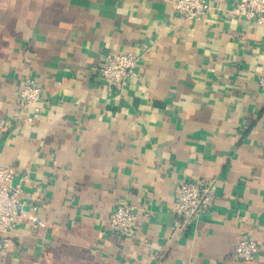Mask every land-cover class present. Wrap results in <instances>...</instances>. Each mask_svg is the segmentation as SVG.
<instances>
[{"label":"crops","instance_id":"crops-1","mask_svg":"<svg viewBox=\"0 0 264 264\" xmlns=\"http://www.w3.org/2000/svg\"><path fill=\"white\" fill-rule=\"evenodd\" d=\"M206 1L197 21L166 0H0V165L27 213L0 264H264L235 255L264 251V27ZM108 53L138 57L121 90L97 76ZM201 180L213 207L172 232L176 187ZM121 201L132 236L110 228Z\"/></svg>","mask_w":264,"mask_h":264},{"label":"built area","instance_id":"built-area-1","mask_svg":"<svg viewBox=\"0 0 264 264\" xmlns=\"http://www.w3.org/2000/svg\"><path fill=\"white\" fill-rule=\"evenodd\" d=\"M172 11L181 19L200 21L209 12L206 0H166ZM233 18H242L264 27V0H236L229 11ZM138 57L134 54L108 53L98 69L97 76L114 90H121L134 74ZM258 85L264 92V74L259 77ZM43 90L34 81L28 79L19 91L20 106L29 115V122L39 119L43 109L40 106ZM1 126L0 130H4ZM13 165H0V255L6 253L12 236L26 218L24 210L23 188ZM175 220L171 231H188L194 222L207 214L214 204L213 183L206 180L183 181L175 189ZM135 207L125 201L117 204L110 217L112 232L120 236L135 234ZM235 255L244 262H253L258 256L264 257V251L253 240H242L235 247Z\"/></svg>","mask_w":264,"mask_h":264}]
</instances>
